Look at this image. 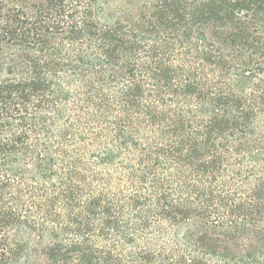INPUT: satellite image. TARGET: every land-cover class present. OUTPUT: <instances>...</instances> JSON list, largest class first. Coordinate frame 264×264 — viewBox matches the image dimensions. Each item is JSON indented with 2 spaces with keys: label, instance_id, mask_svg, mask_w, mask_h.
<instances>
[{
  "label": "trees",
  "instance_id": "obj_1",
  "mask_svg": "<svg viewBox=\"0 0 264 264\" xmlns=\"http://www.w3.org/2000/svg\"><path fill=\"white\" fill-rule=\"evenodd\" d=\"M0 264H264V0H0Z\"/></svg>",
  "mask_w": 264,
  "mask_h": 264
}]
</instances>
